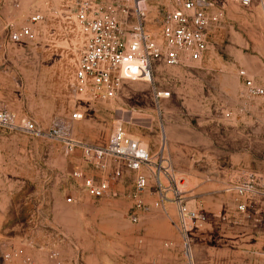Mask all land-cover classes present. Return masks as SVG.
Segmentation results:
<instances>
[{"label": "rangeland", "instance_id": "obj_1", "mask_svg": "<svg viewBox=\"0 0 264 264\" xmlns=\"http://www.w3.org/2000/svg\"><path fill=\"white\" fill-rule=\"evenodd\" d=\"M81 1L18 0V7H2L0 40L6 22L18 26L31 12L45 19L35 41L0 51V109L45 128L78 111L83 118L70 124L72 136L87 143L107 140L121 123L143 148L162 153L189 206L204 213L191 231L194 264H264V196L239 199L248 210L241 216L237 197L226 191L237 181L264 190V98H247L238 76L244 69L264 82V9L225 3L201 63L155 75L163 89L162 76L182 78L169 101L156 105L151 84L125 81L115 99L90 103L76 100L71 86L78 41L67 17ZM75 169L102 176L79 153L64 157L52 142L0 129V242L36 264H183L176 207H151L157 199L151 182L141 196L148 209L137 210L130 197L136 173L123 169L111 194L96 200L71 178ZM195 184L206 194L191 195ZM71 192L78 199L67 204ZM79 203L83 213H76Z\"/></svg>", "mask_w": 264, "mask_h": 264}, {"label": "built area", "instance_id": "obj_2", "mask_svg": "<svg viewBox=\"0 0 264 264\" xmlns=\"http://www.w3.org/2000/svg\"><path fill=\"white\" fill-rule=\"evenodd\" d=\"M230 1H238L243 6L256 3L264 9V0H112L103 6L94 0L81 1L75 14L67 17L78 41L73 45V96L83 102H108L116 98L123 81H138L153 86V102L160 105L171 97V92L161 88V82L156 80L157 65L190 67L200 64L209 34L223 21L224 4ZM6 3L16 7L19 4L18 0H0V20ZM44 19L42 13L31 12L26 22L18 26L6 22V36L0 40V51L5 53L8 46L35 41L37 26ZM152 26L156 27L158 35L153 34ZM261 73L264 76V64ZM238 76L247 98H264V82L256 81L244 69L239 70ZM229 116L224 114V117ZM82 118V113L73 112L67 120L57 118L45 128L32 118H18L12 112L0 109V129L52 142L64 157L79 153L87 166L102 174L88 176L80 169L71 173L80 190L91 199L98 200L111 194L113 183L126 169L136 173L130 195L134 208L147 210L141 196L151 182L157 196L151 207L163 208L168 202L175 205L183 264H194L191 231L205 215L189 206L188 197L179 188L162 153L152 154L143 148L127 136L121 123L115 125L104 145L78 141L72 136L70 124ZM226 191L237 197L235 211L241 216L248 210L239 199L261 195V189L250 181L234 183ZM77 199L76 193L71 192L65 201L74 204ZM130 220L137 221L135 213ZM18 261L36 264L30 256L0 242V264H17Z\"/></svg>", "mask_w": 264, "mask_h": 264}, {"label": "crops", "instance_id": "obj_3", "mask_svg": "<svg viewBox=\"0 0 264 264\" xmlns=\"http://www.w3.org/2000/svg\"><path fill=\"white\" fill-rule=\"evenodd\" d=\"M2 15L3 14L1 13V18H2ZM172 68H176V67H165L163 65H157V74H156V76L159 77L160 75H163L162 72L164 70H166V69H172ZM177 68H179V67H177ZM164 77L162 76V81H163V83H166V87L165 88H167L171 92V97L169 99L163 100L162 103H164L166 101H169L173 97L172 95H174V93L176 94L177 90L175 91V83H178V82L180 83V82L183 81L182 78H180V77H177L176 79H170V78L167 79L166 77H165L166 79H164ZM124 82L125 81H123L122 86H121L122 89H123ZM131 82H138V81H131ZM106 142H107V140L102 139V140H98V141H94V142H89V143H93V144H97V145H104ZM192 177L195 178L194 176H192ZM192 177H189L188 176L187 180H194ZM237 182H240V181H237ZM237 182H233V183L227 185V188H229L232 184L237 183ZM206 190L207 189H205V187H200L197 184H195L193 187H190V189H189L191 195H193V196H202V195L206 194ZM260 194L261 195H258V196H264V190L263 189H261ZM81 201L82 200H80L79 202H81ZM86 201L87 200L85 198L84 202H86ZM78 207L79 208L76 210V213H78V210H81V212L83 213L84 210L82 208V204L81 203H79V206ZM235 222H237V221L235 220Z\"/></svg>", "mask_w": 264, "mask_h": 264}]
</instances>
